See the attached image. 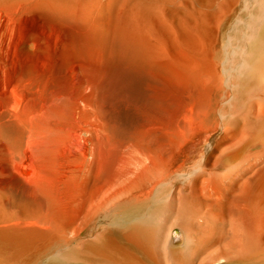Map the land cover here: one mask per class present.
I'll return each mask as SVG.
<instances>
[{"label": "bare ground", "instance_id": "obj_1", "mask_svg": "<svg viewBox=\"0 0 264 264\" xmlns=\"http://www.w3.org/2000/svg\"><path fill=\"white\" fill-rule=\"evenodd\" d=\"M108 1L114 52L181 107L139 124L86 98L56 121L15 116L0 140L24 159L0 184V234L58 264H264V0ZM48 130L56 149L32 155Z\"/></svg>", "mask_w": 264, "mask_h": 264}, {"label": "rangeland", "instance_id": "obj_2", "mask_svg": "<svg viewBox=\"0 0 264 264\" xmlns=\"http://www.w3.org/2000/svg\"><path fill=\"white\" fill-rule=\"evenodd\" d=\"M46 1L45 6L41 5L39 0H0V130L4 135L6 134L8 137L11 134V123L17 115L28 116L31 114L37 115L39 118L42 117V119L48 116L56 121L62 112L69 111L70 105L79 102L81 98L95 99L110 115L117 111L125 113L126 110L125 114H128L130 120L136 124L141 123L144 118L147 120L146 117L149 120L157 118V115L160 117L164 113L163 110H168L173 102L175 105L171 106L169 111L177 112L180 109V96L183 95L168 86L171 84L167 85L160 78H156L159 77V74H156V69L154 70L153 66L145 68V66L139 65V68L138 65L127 62L123 53L114 52L117 50H113L111 43H108L114 31L113 20L110 18L111 12L108 14L109 10L112 11V2L107 0L109 4L106 3V6L103 5L104 8L101 9L102 4L98 5V0H91V3H87L90 6L86 5L87 9H85L82 3H86L88 0H83V2L82 0ZM56 1V4H52ZM101 1L99 0V2ZM117 3L115 2V4ZM57 5H59L58 8ZM81 6L84 11H88L85 13ZM66 10H69L70 18L65 17ZM237 12L242 15V10ZM232 33L230 37H232V42L236 43L238 33H234V31ZM221 45L222 42L219 38L215 46L218 52ZM234 47V43L229 44L226 50H231ZM133 66L139 69L137 70ZM161 81L164 83L163 85ZM224 88L228 91L227 93L231 90L226 85ZM171 98L174 100L173 102ZM116 107H119L118 110ZM155 113L160 114L155 115ZM52 116L54 117L52 118ZM54 133L48 130L44 135H37L32 155L37 153L49 157L57 146L56 133ZM47 141L48 143H46ZM50 147L54 149L50 150ZM13 150L12 144L6 139L0 140V184L2 185L4 181L12 177L10 161L24 159V155L17 156ZM193 154L194 152L190 151L185 157L193 156ZM182 159L178 158V162H184ZM6 228L0 227V233L12 230L11 227L7 228L8 230ZM1 234L0 244L3 246L0 245V264H30L31 258L34 259V257L35 261L32 260L34 264L60 263L57 259L58 254L51 252L46 257L37 256L36 250L34 247L32 249V246H30L31 249L27 248L29 256L22 255V250H25L23 254L26 252V249H22L20 252V256H22L17 257L18 254L15 253H19L20 249L18 250L17 246L14 247L12 240L8 239L10 243L7 242ZM4 243L7 245L12 243V245L11 247L4 246ZM12 247L17 252L14 251V248L12 250ZM12 251L15 253L13 254ZM40 258L42 259L40 260ZM19 260L22 261L18 262ZM24 260L26 261L24 262Z\"/></svg>", "mask_w": 264, "mask_h": 264}]
</instances>
